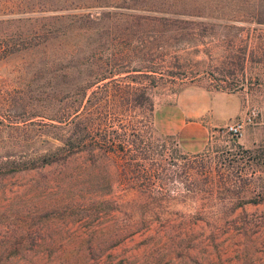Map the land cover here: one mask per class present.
<instances>
[{
  "label": "rangeland",
  "instance_id": "374dc122",
  "mask_svg": "<svg viewBox=\"0 0 264 264\" xmlns=\"http://www.w3.org/2000/svg\"><path fill=\"white\" fill-rule=\"evenodd\" d=\"M235 25L241 30L209 29L204 43L179 47L162 79L124 82L147 87L155 107L184 93L237 103L207 148L186 154L175 137L144 128L155 173L123 175L119 156L95 151L0 178V264H264V26ZM16 66L0 63V100L8 92L30 116L47 112L45 90L16 80ZM242 119L234 140L225 127ZM247 200L257 203L235 208ZM224 234L221 249L215 240Z\"/></svg>",
  "mask_w": 264,
  "mask_h": 264
},
{
  "label": "trees",
  "instance_id": "16d2710c",
  "mask_svg": "<svg viewBox=\"0 0 264 264\" xmlns=\"http://www.w3.org/2000/svg\"><path fill=\"white\" fill-rule=\"evenodd\" d=\"M238 21L264 26V0H0V63L14 59L16 80L47 96V112L33 116L14 94L1 98L0 178L95 151L119 156L123 175L145 172L155 105L147 87L124 82L162 79L179 47ZM247 203L257 202L235 208Z\"/></svg>",
  "mask_w": 264,
  "mask_h": 264
},
{
  "label": "crops",
  "instance_id": "0c3cea01",
  "mask_svg": "<svg viewBox=\"0 0 264 264\" xmlns=\"http://www.w3.org/2000/svg\"><path fill=\"white\" fill-rule=\"evenodd\" d=\"M238 110L239 105L229 102L223 94H209L207 100H200L184 93L176 101L155 107L153 122L162 135L175 137L182 152L198 154L207 148L212 129L224 126L228 123L226 120L235 118ZM226 237L227 234H224L215 240V243L221 244V249L229 243ZM224 259L221 255L218 261Z\"/></svg>",
  "mask_w": 264,
  "mask_h": 264
},
{
  "label": "built area",
  "instance_id": "2783aa9c",
  "mask_svg": "<svg viewBox=\"0 0 264 264\" xmlns=\"http://www.w3.org/2000/svg\"><path fill=\"white\" fill-rule=\"evenodd\" d=\"M244 127H245V121L242 119L227 125L225 127L224 132L229 134L230 136H233L234 138H239L242 136Z\"/></svg>",
  "mask_w": 264,
  "mask_h": 264
}]
</instances>
